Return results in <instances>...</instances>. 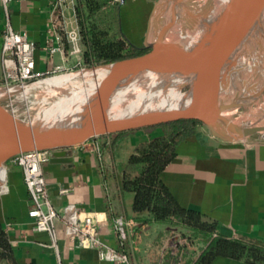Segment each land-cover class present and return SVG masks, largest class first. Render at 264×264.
<instances>
[{
	"label": "crops",
	"instance_id": "obj_1",
	"mask_svg": "<svg viewBox=\"0 0 264 264\" xmlns=\"http://www.w3.org/2000/svg\"><path fill=\"white\" fill-rule=\"evenodd\" d=\"M61 1L13 0L10 4L14 29L36 43L39 71L72 65L75 59L65 34L67 28L77 25L75 0H63L59 5ZM120 1L124 32L135 45L143 46L157 0ZM5 23L0 3V84ZM50 45H61L62 50L51 54ZM160 134L162 129L155 126L97 137L70 149L72 163L49 159L43 166L54 206L62 209L71 203L83 213L96 216L104 240L127 253L132 264H176L175 259L180 262L177 264H187L199 257L204 246L186 240L176 246L174 233L180 230L164 223L145 222L152 216L148 211L135 210V193L120 187V178L137 147ZM4 167L7 180L0 190V221L16 264H116L100 260L94 248L76 246L66 234L63 221L57 222V251L50 234L33 227L22 168L11 161ZM161 179L183 207L215 221L218 234L264 245L263 135L229 142L197 124L194 133L178 144ZM62 188L69 191L62 193ZM119 217L133 222L125 227L124 239L113 229ZM211 264L252 263L218 256Z\"/></svg>",
	"mask_w": 264,
	"mask_h": 264
},
{
	"label": "water",
	"instance_id": "obj_2",
	"mask_svg": "<svg viewBox=\"0 0 264 264\" xmlns=\"http://www.w3.org/2000/svg\"><path fill=\"white\" fill-rule=\"evenodd\" d=\"M197 1L157 0L144 40L146 52L140 55L20 83L0 84V168L16 155L33 150H49L51 161L72 163L70 149L91 139L182 119L201 122L214 137L224 141H241L258 133L264 136V123L232 121L242 107L254 101L246 102L245 94L251 76L259 70L257 59L264 47V0H232L225 16L209 30L197 33L191 44L174 40L170 36L173 30L193 29ZM162 9H169L168 19H160ZM99 69L104 75L96 89L78 108L55 121H20L4 103L5 97L27 88H40ZM140 72L183 76L195 73L196 90L186 84L176 97H165L160 106H151L150 101L132 108L112 109L126 80ZM263 90L262 86L255 101Z\"/></svg>",
	"mask_w": 264,
	"mask_h": 264
},
{
	"label": "trees",
	"instance_id": "obj_3",
	"mask_svg": "<svg viewBox=\"0 0 264 264\" xmlns=\"http://www.w3.org/2000/svg\"><path fill=\"white\" fill-rule=\"evenodd\" d=\"M75 3L85 65L112 62L146 52V48L135 45L124 32L120 0H75ZM200 123L182 119L156 126L162 129V134L137 147L120 178V187L135 193V210L148 211L152 216V220L145 222L167 224L180 230L189 243L204 244L199 257L187 264H211L218 256L264 264L263 244L218 234L215 221L207 220L199 211L183 207L161 179L162 171L176 155L178 144L192 135ZM177 262L175 259L174 263ZM0 263L16 264L1 221Z\"/></svg>",
	"mask_w": 264,
	"mask_h": 264
},
{
	"label": "built area",
	"instance_id": "obj_4",
	"mask_svg": "<svg viewBox=\"0 0 264 264\" xmlns=\"http://www.w3.org/2000/svg\"><path fill=\"white\" fill-rule=\"evenodd\" d=\"M13 0H0L6 18L3 45H2V85L20 83L37 79L59 72H68L83 63V48L78 26L65 30L71 55L75 58L72 65H57L53 70L39 71L36 69V43L26 33L14 29L11 21L10 4ZM63 0L60 2L61 5ZM57 40L62 41L60 35ZM51 54L62 50L61 45H50ZM51 151L33 150L23 152L10 161L23 170L24 182L27 187L30 201L28 215L33 220L36 231L47 232L52 238V246L58 251L57 222L65 223L68 237L83 248H94L100 260L116 264H132L127 253L113 246L100 233V222L96 216L83 213L75 204H67L62 209L54 206L47 187V179L43 166L50 159ZM69 189L62 188L66 193ZM133 222L125 218L114 220L113 229L121 237L126 238L125 227L132 226Z\"/></svg>",
	"mask_w": 264,
	"mask_h": 264
},
{
	"label": "bare ground",
	"instance_id": "obj_5",
	"mask_svg": "<svg viewBox=\"0 0 264 264\" xmlns=\"http://www.w3.org/2000/svg\"><path fill=\"white\" fill-rule=\"evenodd\" d=\"M231 1L198 0L195 9L197 16L191 24L193 29L173 30L170 36L174 37V40L176 38L185 41L187 44H191L195 40L197 33L203 29L209 30L216 21H220L225 16V10ZM169 15V9H162L160 19H168ZM258 68L261 70L263 77L261 80H257V82L248 85L245 94L246 102L255 101L262 86L264 88V47L261 56L257 59ZM194 74L184 76L161 75L152 72L133 74L126 80L124 86L116 94L112 103V109L132 108L150 101H152L151 106H160L165 103V97L168 100L176 97L180 93L181 88L188 82L192 83V90H196L195 81H193ZM103 75L104 71L99 69L83 72L79 77L65 78L48 83L40 87L38 92H35L36 95L32 101L28 99L29 94H31V89L27 88L16 95L17 99L20 100L19 106L10 110L20 121L31 123L39 120L45 122L55 121L72 109L78 108L96 89ZM23 104L27 106L25 110L20 109ZM21 114H27L29 119L22 118ZM232 121L234 123L245 124L264 123V103L256 104L247 114H236L232 118ZM6 180L7 172L3 166L0 168V190L4 189Z\"/></svg>",
	"mask_w": 264,
	"mask_h": 264
},
{
	"label": "rangeland",
	"instance_id": "obj_6",
	"mask_svg": "<svg viewBox=\"0 0 264 264\" xmlns=\"http://www.w3.org/2000/svg\"><path fill=\"white\" fill-rule=\"evenodd\" d=\"M76 4V3H75ZM64 27H66V25H64ZM67 28V27H66ZM65 28V29H66ZM96 65V64H94ZM88 66H93V65H85V63L83 62L82 64H80L79 66L75 67L73 70H69L68 72L70 71H75V70H78V69H81V68H84V67H88ZM68 72H59L57 74H62V73H68ZM262 72L261 70H258L256 72L253 73V75L251 76V81H250V84H253L255 82H257V80H261L262 79ZM187 85L191 86L192 87V83L191 82H188ZM184 89H187V88H184ZM39 91V88H35V89H32L31 90V94H29L28 96V99L29 101H32L33 100V97H35V92H38ZM264 91V90H263ZM264 92H262V95H260V98L258 100H256L255 102L251 103L250 105L248 106H244L242 107L238 112H237V115L238 114H247L253 107H255L256 104H263L264 103V96H263ZM18 94H15V95H11V96H7L4 98V103L10 108V109H14V108H17L19 106V102L20 100L17 99V96ZM12 100V101H10ZM258 102V103H257ZM263 102V103H262ZM13 105V106H12ZM27 108L26 104H23L21 106L20 109H23L25 110ZM236 116V114L233 116V118ZM21 117L24 118V119H29L27 114H21ZM30 121V120H29ZM256 135H260L262 136V134L258 133ZM179 234V235H177ZM174 241L176 242V246H181L182 243H184V241L186 240L187 241V238L184 237L181 232H177V233H174ZM179 262V261H178ZM180 263V262H179ZM2 264V263H0Z\"/></svg>",
	"mask_w": 264,
	"mask_h": 264
}]
</instances>
